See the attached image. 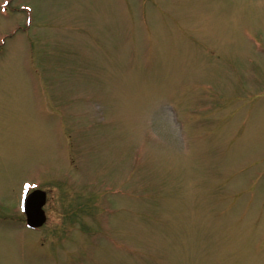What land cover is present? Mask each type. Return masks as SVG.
Listing matches in <instances>:
<instances>
[{
  "label": "rangeland",
  "instance_id": "1",
  "mask_svg": "<svg viewBox=\"0 0 264 264\" xmlns=\"http://www.w3.org/2000/svg\"><path fill=\"white\" fill-rule=\"evenodd\" d=\"M0 264H264V0H0Z\"/></svg>",
  "mask_w": 264,
  "mask_h": 264
},
{
  "label": "water",
  "instance_id": "2",
  "mask_svg": "<svg viewBox=\"0 0 264 264\" xmlns=\"http://www.w3.org/2000/svg\"><path fill=\"white\" fill-rule=\"evenodd\" d=\"M45 203V193L41 191H35L29 195L26 201V213L28 226L36 227L43 224L45 221V215L42 210V206Z\"/></svg>",
  "mask_w": 264,
  "mask_h": 264
}]
</instances>
